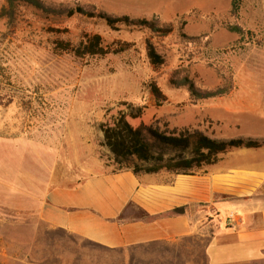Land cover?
I'll return each instance as SVG.
<instances>
[{
    "label": "rangeland",
    "instance_id": "1",
    "mask_svg": "<svg viewBox=\"0 0 264 264\" xmlns=\"http://www.w3.org/2000/svg\"><path fill=\"white\" fill-rule=\"evenodd\" d=\"M43 2L52 12L19 3L9 28L0 18V36L6 35L0 37V137L41 138L47 159L70 161L73 169L76 161L81 178L115 169L100 145L99 124L119 114L134 127L187 128L218 139L264 126V0H239L236 13L231 0ZM76 7L155 21L156 29L111 28L86 15L55 13ZM93 34L105 46L126 49L79 57L57 47L60 41L75 46ZM147 42L161 63H151ZM183 79L201 92H227L193 101L178 85ZM158 251L166 252L139 247L113 253L0 207V264H18L16 254H30V263L42 264H166L172 254Z\"/></svg>",
    "mask_w": 264,
    "mask_h": 264
},
{
    "label": "crops",
    "instance_id": "2",
    "mask_svg": "<svg viewBox=\"0 0 264 264\" xmlns=\"http://www.w3.org/2000/svg\"><path fill=\"white\" fill-rule=\"evenodd\" d=\"M243 137L264 139V126ZM76 164L47 159L41 138L0 137V207L113 253L163 247L166 264H264V145L188 173L79 178ZM29 257L13 259L42 264Z\"/></svg>",
    "mask_w": 264,
    "mask_h": 264
},
{
    "label": "trees",
    "instance_id": "3",
    "mask_svg": "<svg viewBox=\"0 0 264 264\" xmlns=\"http://www.w3.org/2000/svg\"><path fill=\"white\" fill-rule=\"evenodd\" d=\"M4 2L5 6L0 9V18H6L7 28L14 22L15 7L19 3L27 4L41 12H52L51 9L45 6L43 0H4ZM238 8L239 0H231V11L236 13ZM55 13H64L67 16L74 14L86 15L104 21L111 28H114L117 24H125L143 25L156 29L155 21H136L127 16L112 17L104 12L85 11L80 7L60 10ZM5 36V34H2L0 37L3 39ZM147 46V55L151 63H161V57L152 45L147 42ZM57 47L72 52L79 57L85 55L104 56L109 53L117 54L126 49V46L110 48L103 45L98 34L85 35L83 40H80L75 46H72L69 42L60 41L57 43ZM178 85L186 87L193 101L222 96L227 92L223 88L201 92L187 79H183ZM154 91L158 92L156 88H154ZM99 129L102 132L100 145L108 149L110 159L116 166L112 171L113 173L131 171L137 175L140 173H155L160 170L188 173L202 165L215 163L219 154H223L230 149L258 148L264 145V139L250 137L218 139L209 137L199 131H190L187 128L161 132L143 125L134 127L126 120L124 114H119L111 123L99 124ZM145 132L149 136L148 138L145 136ZM174 212L182 213L183 208L174 209Z\"/></svg>",
    "mask_w": 264,
    "mask_h": 264
}]
</instances>
